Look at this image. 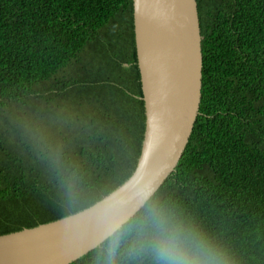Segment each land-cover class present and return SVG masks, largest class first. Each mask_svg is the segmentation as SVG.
Listing matches in <instances>:
<instances>
[{
  "label": "trees",
  "instance_id": "1",
  "mask_svg": "<svg viewBox=\"0 0 264 264\" xmlns=\"http://www.w3.org/2000/svg\"><path fill=\"white\" fill-rule=\"evenodd\" d=\"M196 3L199 112L156 196L234 264H264V0ZM141 98L132 0H0V235L77 213L124 183L140 154Z\"/></svg>",
  "mask_w": 264,
  "mask_h": 264
},
{
  "label": "water",
  "instance_id": "2",
  "mask_svg": "<svg viewBox=\"0 0 264 264\" xmlns=\"http://www.w3.org/2000/svg\"><path fill=\"white\" fill-rule=\"evenodd\" d=\"M132 17L144 133L134 171L115 190L143 172L159 175L158 191L178 164L199 112L202 53L197 3L132 0ZM101 200L61 219L0 235V264H71L83 257L96 248L95 209Z\"/></svg>",
  "mask_w": 264,
  "mask_h": 264
},
{
  "label": "clouds",
  "instance_id": "3",
  "mask_svg": "<svg viewBox=\"0 0 264 264\" xmlns=\"http://www.w3.org/2000/svg\"><path fill=\"white\" fill-rule=\"evenodd\" d=\"M158 186V174L142 172L97 204L94 264H234L178 206L156 196ZM68 194H75L72 183Z\"/></svg>",
  "mask_w": 264,
  "mask_h": 264
}]
</instances>
